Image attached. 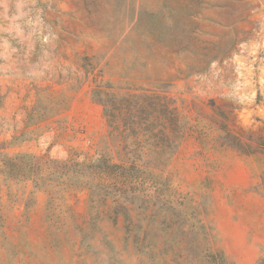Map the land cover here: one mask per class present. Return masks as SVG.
<instances>
[{
  "label": "rangeland",
  "instance_id": "374dc122",
  "mask_svg": "<svg viewBox=\"0 0 264 264\" xmlns=\"http://www.w3.org/2000/svg\"><path fill=\"white\" fill-rule=\"evenodd\" d=\"M0 264H264V0H0Z\"/></svg>",
  "mask_w": 264,
  "mask_h": 264
}]
</instances>
